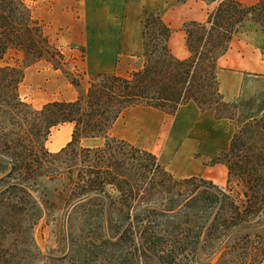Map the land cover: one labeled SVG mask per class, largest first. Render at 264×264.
I'll list each match as a JSON object with an SVG mask.
<instances>
[{
  "label": "trees",
  "instance_id": "obj_1",
  "mask_svg": "<svg viewBox=\"0 0 264 264\" xmlns=\"http://www.w3.org/2000/svg\"><path fill=\"white\" fill-rule=\"evenodd\" d=\"M205 1L217 2L206 21L183 26L189 57L172 53L173 29L164 12L151 11L143 21V66L94 72L87 84L69 68L76 97L36 108L20 92L26 69L43 60L64 69L69 61L28 0H0V223L25 212L34 227L43 210L32 192L37 180L66 179L67 202L107 195L99 210L110 232L104 242L121 250L123 264H264V90L226 100L218 79V61L241 29L250 23L264 31V0ZM189 103L237 123L216 161L229 169L226 186L178 176L151 150L111 134L131 109L175 116ZM66 124L71 141L51 151L53 129ZM102 137L103 144H82Z\"/></svg>",
  "mask_w": 264,
  "mask_h": 264
},
{
  "label": "rangeland",
  "instance_id": "obj_2",
  "mask_svg": "<svg viewBox=\"0 0 264 264\" xmlns=\"http://www.w3.org/2000/svg\"><path fill=\"white\" fill-rule=\"evenodd\" d=\"M28 2L32 6L34 16L45 24L47 33L58 40L69 61V65L64 69H57L45 60L26 69L20 92L22 97L36 108H41L52 100H68L76 96V88L65 72L69 68L82 73L83 82L87 84L91 73L94 72L116 71L124 74L133 68L143 66L142 54L117 55L120 22L127 16L129 0H28ZM138 3H143L146 9L159 8L162 12L179 4L178 0H134V7H137ZM189 5L190 13L199 8L204 11L209 8L201 0H191ZM257 31L259 29L256 26L248 23L235 37L238 39L254 36ZM263 90L264 78H253L245 84L241 97L249 98ZM174 120L175 116L164 112L138 107L126 111L114 125L111 134L150 149L151 146L144 141L150 134L149 128L164 132L165 127L171 126ZM236 124V121L231 119H216L214 123L207 121L203 126L194 122L190 126V131L184 135L185 142L193 150V158L208 166L214 165L219 150L229 146L231 139L223 147L220 146L221 141L227 135L234 134ZM64 128H70L71 132L63 133ZM72 132L73 127L67 124L53 129L46 146L52 151L54 136L61 134L64 143L60 149H54L53 152L61 150L71 141ZM134 133L137 134L135 139L132 137ZM162 138L161 145L164 144L166 136ZM104 142L105 138L102 137L93 143L83 140L82 144L95 146ZM216 142L219 148L216 147ZM207 144L211 146L210 150L213 152L211 156L200 151ZM37 182L35 189L39 190L32 192L38 196L42 204V216L34 227L29 223L30 213L24 212L2 219L0 264H123L121 250L104 242L110 237V232L102 228L105 216L99 210L102 207V198L108 201L107 195L93 193L82 198L84 200L70 199L67 202L64 191L66 179L42 178ZM40 192L49 201L47 208L42 203ZM81 201H85L86 208L80 206ZM5 220H11L12 223L6 224Z\"/></svg>",
  "mask_w": 264,
  "mask_h": 264
},
{
  "label": "crops",
  "instance_id": "obj_3",
  "mask_svg": "<svg viewBox=\"0 0 264 264\" xmlns=\"http://www.w3.org/2000/svg\"><path fill=\"white\" fill-rule=\"evenodd\" d=\"M240 1L246 4H254L257 0ZM190 2L191 0H188L185 3L178 4L165 10L163 14L164 20L173 29L170 37V48L172 53L180 59H185L191 54L187 47L186 32L183 29L185 22L189 20L206 21L209 10H212L217 4V2L201 0L209 8L206 11L199 8L195 12L190 13ZM151 11L160 10L159 8L146 9L143 3H138V6L134 7V0H129L127 16L120 22L121 31L120 40L117 44V55L139 56L143 53V21ZM218 65L220 89L225 99L235 100L241 97L247 82L253 78H264V31L259 29L254 36L250 35L238 39L235 37L229 51L219 59ZM75 97L72 96L68 100H73ZM207 121L210 123L216 121L214 112L212 110L202 112L195 103H189L180 109L175 115L172 125L165 127L164 132L149 128V136L159 137L160 139L156 140L153 138V144L150 145L151 148L149 150L157 154L161 164L178 176L199 175L223 186L227 183L229 175L227 165L215 162L214 165L208 166L202 161L193 158V150L184 140V135L187 131H190V126L194 122H198L199 125L203 126L207 124ZM67 125L73 127L72 124ZM188 127L189 129H187ZM164 136H166V139H164ZM227 136L229 143L233 135ZM161 138L164 139L163 145H161ZM217 144L218 142H216ZM61 146L59 145L55 150L60 149ZM220 146L223 147L225 145L220 143ZM227 147L222 149H227ZM210 148L211 146L207 144L200 151L205 155L211 156L213 152H211ZM220 169L224 171V180L215 181L214 175Z\"/></svg>",
  "mask_w": 264,
  "mask_h": 264
},
{
  "label": "bare ground",
  "instance_id": "obj_4",
  "mask_svg": "<svg viewBox=\"0 0 264 264\" xmlns=\"http://www.w3.org/2000/svg\"><path fill=\"white\" fill-rule=\"evenodd\" d=\"M117 122H116V124H117ZM67 132L70 133L71 129L70 128H64L63 133H67ZM132 137L135 139L137 137V134L134 133ZM147 137L144 139V141L147 142L148 145H152L153 144V138L151 136H147ZM227 139H228V136H226L225 139H223L221 141V144L226 145L228 143ZM84 140L89 141V143H93V142L97 141V138L96 139H89V140L84 139ZM63 143H64V141L62 140L61 134H57L56 136H54L52 144H51L52 151H54V149H56L59 145H61ZM214 179H215V181H223L224 180V171L221 169L217 170L215 175H214Z\"/></svg>",
  "mask_w": 264,
  "mask_h": 264
}]
</instances>
